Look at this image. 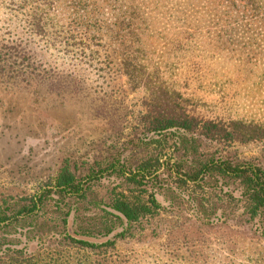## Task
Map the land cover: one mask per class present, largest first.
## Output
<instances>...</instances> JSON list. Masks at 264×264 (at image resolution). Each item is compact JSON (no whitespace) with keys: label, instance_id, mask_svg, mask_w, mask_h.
Returning <instances> with one entry per match:
<instances>
[{"label":"rangeland","instance_id":"374dc122","mask_svg":"<svg viewBox=\"0 0 264 264\" xmlns=\"http://www.w3.org/2000/svg\"><path fill=\"white\" fill-rule=\"evenodd\" d=\"M26 1L28 9L40 0ZM18 4L19 0H0V57L16 60L17 51L14 58L10 47L19 49L26 44L28 61L44 66L61 60L60 53L47 48L45 39L30 35L27 11L22 13ZM104 8L96 17L98 25L111 27L113 20ZM176 11L173 0H152L138 11L134 24L143 28L144 22L153 29L141 35V45L150 50L141 55L145 70L154 69V64L147 66L161 50L159 46L174 39ZM71 28L83 32V28ZM263 32L264 28L254 25L249 34H259L256 40L246 34L215 47L204 45L215 53L206 57L205 65L194 74L184 67L164 70L161 65L158 69L156 80L188 99L184 107L217 124L205 135L175 129L149 133L141 128L140 116L150 104L148 91L120 72H84L88 79L82 85L83 93L75 94L55 81L36 86L38 80L32 76L16 78L15 85L0 84V202L33 192L55 173L63 158L78 165L111 154L131 161L143 154L142 146H153L160 138L165 145L164 158L171 163L181 160L188 166L192 156L200 154L201 158L232 163L247 161L264 170ZM125 42L133 43L129 38ZM96 44L98 65L105 66L108 54L116 59L121 56L120 42L103 36ZM175 55L169 54L168 59L175 60ZM113 181H100L98 196L102 197ZM175 185L170 183L169 191L160 188L163 195L157 197L161 203L157 216L134 226L132 235L115 237L112 252L118 264H264V240L253 235L252 223L245 225L247 231L251 228L248 239L242 235L245 227L239 224L246 217L237 179H208L206 212L195 197L201 188L190 191L182 186L179 191ZM113 234L95 240L105 241Z\"/></svg>","mask_w":264,"mask_h":264},{"label":"trees","instance_id":"16d2710c","mask_svg":"<svg viewBox=\"0 0 264 264\" xmlns=\"http://www.w3.org/2000/svg\"><path fill=\"white\" fill-rule=\"evenodd\" d=\"M151 1L40 0L27 9V1L19 0L17 7L22 13L27 11L25 22L30 35L45 39L47 48L62 56L61 60L42 66L39 61H28L26 44L19 49L11 46L14 58L17 51V59L0 57V84L15 85L16 78L25 80L32 76L38 80L36 86L42 81H55L75 94L83 93L82 85L88 79L84 72H120L148 91L146 99L150 104L140 116L141 128L149 133L175 129L207 134L217 124L184 107L183 102L188 99L157 81V71L162 65L164 70L184 67L194 74L205 65L206 57L215 53L204 45L215 47L231 37H244L254 25L264 28V0H173L178 31L173 40H165L159 46L161 50L148 62L147 68L155 65L150 72L142 64L141 55L150 50L141 45V35L153 29L144 22L141 28L134 21L138 11L151 5ZM104 7L113 20L111 27L98 25L96 17ZM63 21L67 22L64 26ZM72 26L83 28V32H73ZM258 35L250 33L248 37L256 40ZM103 36L123 46L117 59L112 53L106 56L104 67L98 65L95 48ZM126 38L133 43H126ZM174 52L175 60L168 59ZM161 140L156 139L153 146H142L143 154L131 161L111 154L78 165L75 160L63 158L55 173L33 192L0 202V264H118L112 252L115 237L132 235L134 226L158 215L161 203L157 197L163 195L160 188L171 190L170 183H175L179 191L182 186L190 191L201 188L195 197L206 212L208 179L213 176L238 180L246 217L239 225L252 223L253 235L264 240L263 169L247 161L232 163L227 159L201 158L200 154H194L188 166L181 160L171 163L164 158L165 145ZM110 179L114 181L105 194L98 196L100 181ZM161 180L164 182L159 183ZM243 230L244 239H248L247 226ZM110 234V239L95 240Z\"/></svg>","mask_w":264,"mask_h":264}]
</instances>
